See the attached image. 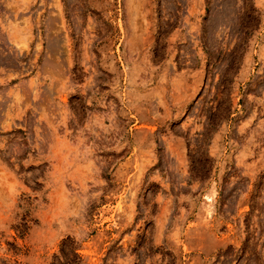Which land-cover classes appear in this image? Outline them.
Here are the masks:
<instances>
[{"label":"rangeland","instance_id":"rangeland-1","mask_svg":"<svg viewBox=\"0 0 264 264\" xmlns=\"http://www.w3.org/2000/svg\"><path fill=\"white\" fill-rule=\"evenodd\" d=\"M0 264H264V0H0Z\"/></svg>","mask_w":264,"mask_h":264}]
</instances>
